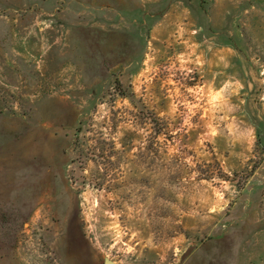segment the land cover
<instances>
[{"label": "rangeland", "instance_id": "rangeland-1", "mask_svg": "<svg viewBox=\"0 0 264 264\" xmlns=\"http://www.w3.org/2000/svg\"><path fill=\"white\" fill-rule=\"evenodd\" d=\"M106 260L264 264V0H0V264Z\"/></svg>", "mask_w": 264, "mask_h": 264}, {"label": "trees", "instance_id": "trees-1", "mask_svg": "<svg viewBox=\"0 0 264 264\" xmlns=\"http://www.w3.org/2000/svg\"><path fill=\"white\" fill-rule=\"evenodd\" d=\"M115 85H117L116 86V91L118 92V94L122 95L121 94V90H120V84L118 82H115Z\"/></svg>", "mask_w": 264, "mask_h": 264}, {"label": "water", "instance_id": "water-1", "mask_svg": "<svg viewBox=\"0 0 264 264\" xmlns=\"http://www.w3.org/2000/svg\"><path fill=\"white\" fill-rule=\"evenodd\" d=\"M104 264H112V262L106 260V261L104 262Z\"/></svg>", "mask_w": 264, "mask_h": 264}]
</instances>
